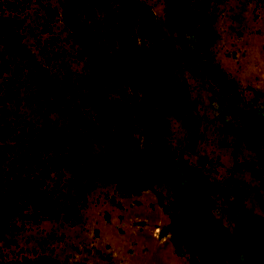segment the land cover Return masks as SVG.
I'll return each mask as SVG.
<instances>
[{
    "label": "rangeland",
    "instance_id": "obj_1",
    "mask_svg": "<svg viewBox=\"0 0 264 264\" xmlns=\"http://www.w3.org/2000/svg\"><path fill=\"white\" fill-rule=\"evenodd\" d=\"M0 16L54 90L26 69L0 112L81 155L46 180L53 218L0 216V264H264L259 1L0 0Z\"/></svg>",
    "mask_w": 264,
    "mask_h": 264
},
{
    "label": "trees",
    "instance_id": "obj_2",
    "mask_svg": "<svg viewBox=\"0 0 264 264\" xmlns=\"http://www.w3.org/2000/svg\"><path fill=\"white\" fill-rule=\"evenodd\" d=\"M202 1L204 5H207L211 0ZM257 1L264 8V0ZM65 9V23L77 34V37L79 35V42L83 46L86 45L85 38L80 36L81 26L77 23L71 6ZM13 23V18L0 16V77L10 70L13 77L12 80L7 77L2 78L5 83L0 82V101L2 99L6 101L9 98L11 93L8 94L5 91L8 86L13 87L17 83L15 79L19 76L15 74L20 75L26 69L28 72L24 78H21V84L25 81L28 87H34L38 92L45 91L51 95L54 90L47 88L51 81L46 70L33 60L30 53L20 43L18 30L14 28ZM90 58L92 60V56ZM109 60L110 56L105 54L98 64L108 68ZM29 65H32L34 69L26 67ZM4 92L6 96H2ZM103 96L104 108L114 103V106L118 108V103L114 101L111 103L105 94ZM107 112L115 118V121L118 119L117 109L107 110ZM0 114V216L17 215L31 220L41 217L53 218L56 214L52 213H57L58 208L53 206L54 200L46 190V180L48 178L50 180L51 169H56L60 163H69L73 166L81 161L78 159L81 155L71 146H62L61 139L57 136L46 135L44 133L46 126L36 127L31 131L26 130L23 126H11L4 118L2 110ZM104 128L100 130L103 134L105 133ZM84 165L86 169L90 166L86 162Z\"/></svg>",
    "mask_w": 264,
    "mask_h": 264
}]
</instances>
